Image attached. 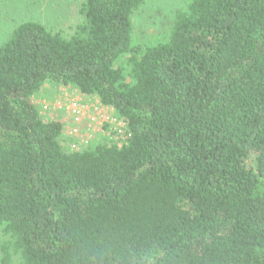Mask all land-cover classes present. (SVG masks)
I'll list each match as a JSON object with an SVG mask.
<instances>
[{"label": "trees", "instance_id": "obj_1", "mask_svg": "<svg viewBox=\"0 0 264 264\" xmlns=\"http://www.w3.org/2000/svg\"><path fill=\"white\" fill-rule=\"evenodd\" d=\"M145 1L85 0L70 36L28 21L0 46L2 263L264 264V0H187L135 44ZM44 84L96 97L124 139L64 146Z\"/></svg>", "mask_w": 264, "mask_h": 264}, {"label": "rangeland", "instance_id": "obj_2", "mask_svg": "<svg viewBox=\"0 0 264 264\" xmlns=\"http://www.w3.org/2000/svg\"><path fill=\"white\" fill-rule=\"evenodd\" d=\"M85 0H0V46L11 31L20 23L33 21L44 25L49 31L67 37L77 23L82 21L79 10ZM187 0H146L131 16L135 44H151L157 41L169 27L177 11L186 6ZM117 64V66H120ZM32 103L40 116L57 120L64 125L63 145L75 149L84 148L90 141L120 144L124 139L123 123L111 108L104 107L96 97H85L74 87L44 84L32 97ZM80 105L84 115L75 122L69 106ZM105 126L108 128L105 129ZM73 133L72 139L70 133ZM79 143H76L75 141ZM74 149V148H72ZM74 149V150H75ZM16 259L12 256V263ZM0 264H4L1 261Z\"/></svg>", "mask_w": 264, "mask_h": 264}, {"label": "built area", "instance_id": "obj_3", "mask_svg": "<svg viewBox=\"0 0 264 264\" xmlns=\"http://www.w3.org/2000/svg\"><path fill=\"white\" fill-rule=\"evenodd\" d=\"M68 109L75 121H79L80 118L84 115V111L80 109V105L78 104H72ZM72 148L75 149L76 146L72 145Z\"/></svg>", "mask_w": 264, "mask_h": 264}]
</instances>
